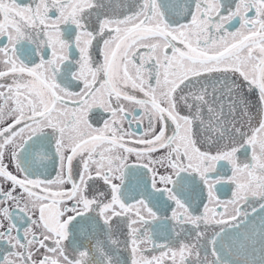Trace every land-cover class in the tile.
<instances>
[{
    "label": "snow or ice",
    "instance_id": "6c2138e0",
    "mask_svg": "<svg viewBox=\"0 0 264 264\" xmlns=\"http://www.w3.org/2000/svg\"><path fill=\"white\" fill-rule=\"evenodd\" d=\"M0 264H264V0H0Z\"/></svg>",
    "mask_w": 264,
    "mask_h": 264
}]
</instances>
